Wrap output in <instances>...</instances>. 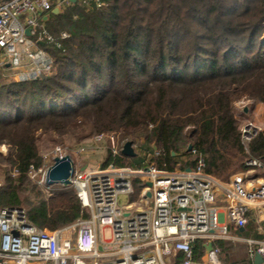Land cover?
Here are the masks:
<instances>
[{
    "label": "trees",
    "instance_id": "1",
    "mask_svg": "<svg viewBox=\"0 0 264 264\" xmlns=\"http://www.w3.org/2000/svg\"><path fill=\"white\" fill-rule=\"evenodd\" d=\"M45 25L49 77L7 82L0 68V147H7L0 209L22 208L50 231L89 218L75 189L47 192L29 174L44 166L39 143L52 135L118 134L120 148L131 141L169 172L184 156L182 168L201 157L204 171L223 183L246 173L250 157L264 163V131L247 151L237 118L242 99L264 106V0H105L101 7L77 0L50 12ZM103 164L142 168L144 159L109 148ZM133 187L137 200L142 182ZM28 191H36L34 203L23 197ZM228 242H216L223 264H253L249 246L246 258L224 259ZM204 253L197 243L195 260Z\"/></svg>",
    "mask_w": 264,
    "mask_h": 264
},
{
    "label": "built area",
    "instance_id": "2",
    "mask_svg": "<svg viewBox=\"0 0 264 264\" xmlns=\"http://www.w3.org/2000/svg\"><path fill=\"white\" fill-rule=\"evenodd\" d=\"M78 1L86 7L105 3ZM72 3L0 0V68L13 73L19 82L48 77L53 71V58L41 44L52 37L44 19L53 10L63 12ZM61 37L67 38L68 33L63 32ZM261 132L253 122L242 125L241 143L247 151ZM111 142L112 154L121 153L122 147L113 137ZM63 155V149L57 147L48 158L53 161ZM155 155L142 157L144 166L140 169L113 164H87L80 169L74 166L69 188L75 189L90 216L68 227L42 229L29 220L24 209L1 208L0 264H222L216 245L220 240L245 242L251 261L254 263L258 253L264 264V241L232 235L252 219L259 225L264 223V179L251 177L264 168V163L250 157L246 173L223 183L204 171L201 157L195 168L176 167L169 172L159 168ZM49 166L38 170L31 167L29 172L47 192L53 185L62 187L58 182L46 183ZM134 179L143 185L138 205L130 200ZM147 192L150 198L145 197ZM199 242L205 249L201 262L195 260ZM209 243L213 248L207 252ZM179 254L182 258L177 262Z\"/></svg>",
    "mask_w": 264,
    "mask_h": 264
},
{
    "label": "rangeland",
    "instance_id": "3",
    "mask_svg": "<svg viewBox=\"0 0 264 264\" xmlns=\"http://www.w3.org/2000/svg\"><path fill=\"white\" fill-rule=\"evenodd\" d=\"M67 33V32H66ZM54 70L52 71V73ZM51 73V74H52ZM50 74V75H51ZM49 77V76H48ZM14 77V74L9 72L7 74V79L4 78V81H11ZM237 118L240 122V124H244L246 122H253L256 125H258L263 131H264V106L255 101H250L246 99H242L237 103ZM51 136L50 141L42 140L39 143L40 147V154L44 157V165L45 167L51 165L53 163L52 157L53 151L55 148L60 147L63 149V152L65 155L70 156V158L74 162V166H76L78 169L88 165L91 166H97L99 164H103L109 148L111 149V138L113 137L115 140V143H118L120 140V136L118 134H100V135H90L86 136L87 134H83L81 136ZM144 139L141 140L143 142ZM191 145V144H189ZM133 148L135 152L138 154L139 157L148 156L151 153L145 152L141 150L138 145L133 144ZM84 149V150H82ZM0 154L6 156L7 155V147L1 146L0 147ZM187 160H189L188 157H182L179 163V166L182 168V164L185 163ZM44 167V166H42ZM50 167V166H49ZM48 167V168H49ZM132 169H140V168H133ZM7 169L5 168V164L0 161V182L4 183L6 176H7ZM251 177H258L261 179H264V168L260 171L254 172ZM251 179V178H250ZM37 182L36 179H33ZM34 186V182H31V189ZM36 186V185H35ZM54 189H60L57 185H53L50 190ZM37 190V189H35ZM23 197H28L31 203H34L37 199L36 197V191H28L27 194H25ZM136 205L139 204L138 199H130ZM25 209H27V205L24 206ZM264 223H262L260 226H262ZM247 231L249 233L248 236H241L237 233H233L234 237H237L239 239H255V235H260V229L259 225L252 224L250 227L247 228ZM226 247L228 248L227 253H223V258L226 259L228 257L231 258L234 257L237 260H242L246 258V253L248 250V245L243 241H230L227 243ZM233 250V251H232ZM221 256H219L220 258ZM222 262V261H221ZM223 264V262H222Z\"/></svg>",
    "mask_w": 264,
    "mask_h": 264
},
{
    "label": "water",
    "instance_id": "4",
    "mask_svg": "<svg viewBox=\"0 0 264 264\" xmlns=\"http://www.w3.org/2000/svg\"><path fill=\"white\" fill-rule=\"evenodd\" d=\"M75 2L76 0H72ZM53 14H60L59 9H55L52 11ZM27 35L30 36V31L28 30ZM42 45V44H41ZM192 150V145L188 146V151ZM121 153L126 156V157H131L135 158L138 156V154L135 152L133 148V143L131 141H128L124 143L121 149ZM74 173V162L68 155H63L61 157L57 156L53 158V163L50 165V167L47 170L46 174V183L47 184H52L53 182H58L63 188H68L71 185L70 178L72 177ZM148 187H151L152 184L150 182L147 183ZM254 190V189H253ZM145 197L150 198L151 193L147 192L145 194ZM244 228H241L240 231H243ZM213 248L212 243H209L206 246V251L210 252ZM255 264H262V258L261 256L256 253L255 259H254Z\"/></svg>",
    "mask_w": 264,
    "mask_h": 264
},
{
    "label": "crops",
    "instance_id": "5",
    "mask_svg": "<svg viewBox=\"0 0 264 264\" xmlns=\"http://www.w3.org/2000/svg\"><path fill=\"white\" fill-rule=\"evenodd\" d=\"M48 19V17H46L44 20L46 21ZM10 71H3V76H4V78H7V74L9 73ZM14 79V78H13ZM61 188H63V187H61ZM69 188V187H68ZM220 203L221 204H223L224 203V200H220ZM251 223L253 224L254 223V225H259L257 222H255L254 221V219H252V221H251ZM261 228H262V230H260V239H252V240H255V241H264V224L261 226ZM247 228L245 227L244 228V230L243 231H240L239 230V232L240 233H243V232H245V231H247L246 230ZM259 229H260V225H259ZM235 231H232V235H233V233H234ZM250 239V238H249ZM253 264H255V262L253 263Z\"/></svg>",
    "mask_w": 264,
    "mask_h": 264
}]
</instances>
